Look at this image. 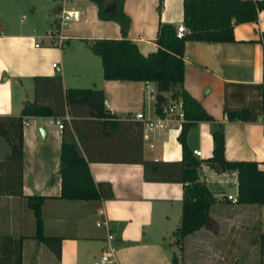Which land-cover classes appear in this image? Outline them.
Segmentation results:
<instances>
[{
    "label": "crops",
    "instance_id": "obj_1",
    "mask_svg": "<svg viewBox=\"0 0 264 264\" xmlns=\"http://www.w3.org/2000/svg\"><path fill=\"white\" fill-rule=\"evenodd\" d=\"M5 1L0 0V115H18L25 103L33 101L35 76L60 75L64 89L101 88L106 109L117 115L116 124H105L103 118L85 115L76 107L69 112L65 106V114L60 116L65 117L64 123L68 122L84 154L88 150L93 156L113 158L141 150L146 159L182 158L180 103L170 97V91L163 92L169 101L162 106L174 105V111L160 115L153 82L103 77L101 59L87 41L121 37L116 20L101 19L91 0H8L12 4L6 7ZM157 5L158 0L123 2L130 17L127 37L145 55L157 49L160 21L175 25L183 21V0H163L160 11ZM72 7L80 16L62 29L64 44L54 45L45 34L57 24L61 9ZM20 10L28 12L31 19L5 21L4 13ZM263 31L264 9L256 21L235 25L233 41H185L184 86L215 118L199 120L187 132V144L192 152L200 150L199 158L212 155V131L222 122L225 157L255 160L264 170ZM47 83L50 101L55 100L59 87L54 81L42 82ZM243 108L250 111L248 119H227L226 109ZM137 111L149 119L163 118V125L146 128L134 117ZM47 117H25L24 195L4 194L0 199V232L22 235V264H93L108 243L116 247L109 264H171L172 252L179 253L175 242L182 212V182L147 180L138 161L91 158L93 179L110 183L113 195L62 198V129L48 124ZM200 176L215 196L209 208L212 223L184 237L182 264H264V204L234 202L227 197L238 193L234 170L216 171L202 162ZM28 194L46 196L41 205L43 232L60 238V255L34 237L35 217L27 203ZM98 221L103 223L98 225ZM110 233L112 239L107 237Z\"/></svg>",
    "mask_w": 264,
    "mask_h": 264
},
{
    "label": "trees",
    "instance_id": "obj_2",
    "mask_svg": "<svg viewBox=\"0 0 264 264\" xmlns=\"http://www.w3.org/2000/svg\"><path fill=\"white\" fill-rule=\"evenodd\" d=\"M98 8L101 19L116 20L122 36L118 38L100 37L88 40L93 53L99 55L103 77L106 79H131L153 82L155 85L156 109L164 115L163 106L169 97L163 94L170 91V97L180 103L183 114L178 140L181 144L180 160H154L143 158L141 150L133 155L93 156L88 150L84 154L68 122L62 128L59 155L61 175L60 197L67 199H101L111 197L110 183L96 182L89 169V159H121L138 161L143 165V176L147 180L180 181L183 185L182 212L177 227L175 242L178 252L171 254V264H182L180 253L184 237L194 230L209 226L212 218L209 208L215 196L205 180L200 176L202 162L216 171L234 170L237 173L238 201L249 204H264V170L255 160H228L225 157V135L223 123L218 122L212 131L213 152L210 157L199 158L187 144V132L199 120L215 121L200 101L184 86V47L189 39L204 41H233L237 23L256 21L264 0H183V22L188 32L183 37L176 36V25L159 22L156 43L157 49L145 55L135 42L127 37L130 17L123 9L124 0H91ZM163 0H158L161 10ZM1 28V24H0ZM264 43V31L262 32ZM35 96L25 103L18 115H0V135L9 143L10 153L0 159V199L4 194L24 195L22 191L23 171V121L28 115H64L76 107L85 115L103 118L105 124H116V114L107 110L104 92L95 87H62L60 75L35 76ZM44 81H54L60 94L50 101ZM41 83V84H40ZM42 92H41V91ZM40 92V93H39ZM38 94H42L41 97ZM261 117L264 120V49L263 79L261 83ZM83 107L84 110L79 109ZM229 120H245L250 117L248 108L226 109ZM35 217L34 237L49 245L60 255V238L45 235L41 205L46 196L25 195ZM259 245L262 246L261 242ZM0 264H22V235L14 237L0 232Z\"/></svg>",
    "mask_w": 264,
    "mask_h": 264
},
{
    "label": "built area",
    "instance_id": "obj_3",
    "mask_svg": "<svg viewBox=\"0 0 264 264\" xmlns=\"http://www.w3.org/2000/svg\"><path fill=\"white\" fill-rule=\"evenodd\" d=\"M80 16V11L77 8H62L61 11L58 14V21L57 24L55 25L54 28L49 29L45 37L50 38L53 40V44L57 46H62L64 44V35L62 32V29L66 26H69L72 21L77 20ZM188 32V27L187 25L183 22L180 21L176 24V36L178 37H183L186 33ZM35 45H39V42H36ZM52 65L54 67H58L56 62H53ZM164 112H173L174 111V105L164 107L163 108ZM179 117L183 118L182 111L180 109L178 113ZM134 117L142 120L144 122V125L146 128H152L154 126H162L163 125V118H157L156 120L154 119H149L147 118L142 111H137L134 114ZM64 116L60 115H54V116H48L47 117V123L50 125L56 126L57 129L61 130L64 127ZM24 122V121H23ZM193 153L196 155H200V150L194 149ZM227 197L234 201H238V196L234 194H227ZM103 222L98 221L97 224L101 225ZM106 223V222H104ZM109 239H112L114 235L112 233L108 234L107 236ZM116 251V247L112 243H108L104 249L102 250L100 256L94 260L93 264H109L113 259H114V254Z\"/></svg>",
    "mask_w": 264,
    "mask_h": 264
},
{
    "label": "rangeland",
    "instance_id": "obj_4",
    "mask_svg": "<svg viewBox=\"0 0 264 264\" xmlns=\"http://www.w3.org/2000/svg\"><path fill=\"white\" fill-rule=\"evenodd\" d=\"M9 2L10 1H5V2H3V5H5V7L7 6V5H11L12 4V1L10 2V4H9ZM7 10V9H6ZM9 12V11H8ZM4 15V19H5V21H7V20H11V21H13V20H18L19 18H21L22 20H26V21H29L30 19H31V16H30V14L28 13V12H26L25 10L23 11V10H20L19 12H17V11H14V14L10 11V13L9 14H7V13H4L3 14ZM6 23V22H5ZM53 24V23H52ZM51 24V25H52ZM54 26H55V24H54ZM53 26V27H54ZM42 27V26H41ZM44 27V26H43ZM44 29V28H43ZM10 145H9V143L0 135V159L1 158H4L5 156H7L9 153H10Z\"/></svg>",
    "mask_w": 264,
    "mask_h": 264
}]
</instances>
